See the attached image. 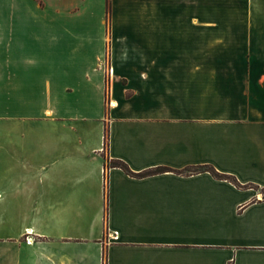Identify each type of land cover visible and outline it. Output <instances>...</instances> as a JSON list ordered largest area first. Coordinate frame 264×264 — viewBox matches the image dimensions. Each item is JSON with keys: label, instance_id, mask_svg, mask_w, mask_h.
I'll use <instances>...</instances> for the list:
<instances>
[{"label": "crops", "instance_id": "obj_1", "mask_svg": "<svg viewBox=\"0 0 264 264\" xmlns=\"http://www.w3.org/2000/svg\"><path fill=\"white\" fill-rule=\"evenodd\" d=\"M230 16L0 0V264H264V4Z\"/></svg>", "mask_w": 264, "mask_h": 264}, {"label": "rangeland", "instance_id": "obj_2", "mask_svg": "<svg viewBox=\"0 0 264 264\" xmlns=\"http://www.w3.org/2000/svg\"><path fill=\"white\" fill-rule=\"evenodd\" d=\"M264 0H197L199 12L208 8L220 9L222 7L229 8L231 12V22H238V12L246 11V14L254 7L263 6ZM248 15L246 16L248 22ZM220 19L221 16H214V19ZM199 22H206L205 15H199Z\"/></svg>", "mask_w": 264, "mask_h": 264}, {"label": "trees", "instance_id": "obj_3", "mask_svg": "<svg viewBox=\"0 0 264 264\" xmlns=\"http://www.w3.org/2000/svg\"><path fill=\"white\" fill-rule=\"evenodd\" d=\"M106 144H107V133H105V145ZM105 160H106L107 165L119 166V167L123 168L130 175L144 176V175H148V174H153V173L163 172V171H171V170L177 171L179 173H197L200 171H208L213 177H215L217 179L227 180V181H229V182H231V183H233L239 187L243 186L237 181V179L233 175L227 174V173H221L210 165H199V166L187 167V168H184L182 170H173V169H169L167 167H156L153 169L142 171L140 173H134L131 170H129V168L120 160L109 159L108 157H105ZM103 264H105V260L103 261Z\"/></svg>", "mask_w": 264, "mask_h": 264}]
</instances>
